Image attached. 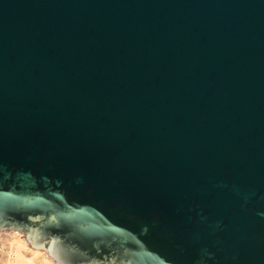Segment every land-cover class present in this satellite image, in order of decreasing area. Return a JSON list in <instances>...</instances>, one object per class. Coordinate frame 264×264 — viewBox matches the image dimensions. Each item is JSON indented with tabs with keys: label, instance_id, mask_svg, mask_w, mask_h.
<instances>
[{
	"label": "water",
	"instance_id": "1",
	"mask_svg": "<svg viewBox=\"0 0 264 264\" xmlns=\"http://www.w3.org/2000/svg\"><path fill=\"white\" fill-rule=\"evenodd\" d=\"M56 264H264V0H0V230Z\"/></svg>",
	"mask_w": 264,
	"mask_h": 264
},
{
	"label": "rangeland",
	"instance_id": "2",
	"mask_svg": "<svg viewBox=\"0 0 264 264\" xmlns=\"http://www.w3.org/2000/svg\"><path fill=\"white\" fill-rule=\"evenodd\" d=\"M0 264H56L46 249H35L24 233L0 230Z\"/></svg>",
	"mask_w": 264,
	"mask_h": 264
}]
</instances>
